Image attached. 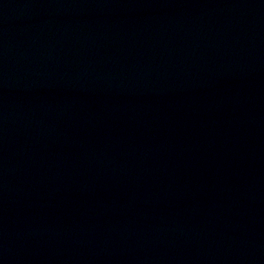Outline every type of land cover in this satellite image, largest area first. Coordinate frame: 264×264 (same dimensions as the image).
Returning <instances> with one entry per match:
<instances>
[{"label": "water", "instance_id": "water-1", "mask_svg": "<svg viewBox=\"0 0 264 264\" xmlns=\"http://www.w3.org/2000/svg\"><path fill=\"white\" fill-rule=\"evenodd\" d=\"M0 264H264V0H0Z\"/></svg>", "mask_w": 264, "mask_h": 264}]
</instances>
